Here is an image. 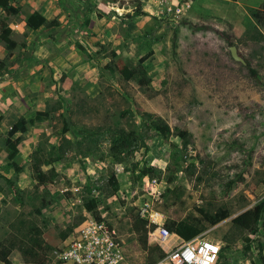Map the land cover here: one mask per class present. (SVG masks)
<instances>
[{
    "label": "rangeland",
    "instance_id": "rangeland-1",
    "mask_svg": "<svg viewBox=\"0 0 264 264\" xmlns=\"http://www.w3.org/2000/svg\"><path fill=\"white\" fill-rule=\"evenodd\" d=\"M166 1L170 10L165 0L0 7L16 41L8 51L0 31V264H52L60 233L90 215L115 228L130 264H143L152 245L133 224L146 221V203L170 231L186 220L220 241L229 254L221 264H264V219L255 232L232 223L264 198V0ZM34 11L47 24L32 28ZM20 116L33 121L13 166L5 137ZM119 131L136 141L117 161L110 146ZM37 165L52 177L39 182ZM199 208L228 216L210 224ZM33 238L40 247L23 253Z\"/></svg>",
    "mask_w": 264,
    "mask_h": 264
},
{
    "label": "built area",
    "instance_id": "built-area-1",
    "mask_svg": "<svg viewBox=\"0 0 264 264\" xmlns=\"http://www.w3.org/2000/svg\"><path fill=\"white\" fill-rule=\"evenodd\" d=\"M164 8L170 10L165 0ZM189 5L182 8L185 9ZM176 12H181L178 8ZM140 207V217L146 219L148 245L158 248L152 260L143 264H221L227 253L222 243L202 232L183 238L170 231L164 224V216L148 204ZM155 213L161 221L155 219ZM34 264V263H33ZM52 264H130L127 261L123 240L113 226L95 216H88L68 231L53 250Z\"/></svg>",
    "mask_w": 264,
    "mask_h": 264
},
{
    "label": "trees",
    "instance_id": "trees-1",
    "mask_svg": "<svg viewBox=\"0 0 264 264\" xmlns=\"http://www.w3.org/2000/svg\"><path fill=\"white\" fill-rule=\"evenodd\" d=\"M10 1L11 0H0V7L6 12L16 13L17 10L12 4H10ZM27 23L32 28H38L41 25L47 24V21H46V18L42 14L38 13L37 11H34L28 16ZM0 31H1V38H3V40L6 43L5 45L6 49L8 51L13 50V48L16 46V41L10 37L11 28L8 26L7 22L4 20H0ZM143 60H144V57L141 59V61ZM244 60H245L244 65L248 68L249 73L252 76V78L255 80V82L257 83L260 82L258 71L250 65V62L248 61V59H244ZM3 67H4V64L2 61H0V71ZM35 114H36V117H40V116L46 117L48 115L47 112L39 111V110L35 111ZM149 120H151L152 126L163 137L165 138L168 137V135L170 134V129H169V126L162 119L154 118V119H149ZM32 121L33 119H26L24 116H20L18 120L15 121L6 131L5 143L7 145L10 143H13L14 145V147L8 153V159L11 160L10 163L13 166H16V163L12 160L15 158V156L18 153L17 145L20 143L22 139L21 135L27 131L28 124L31 123ZM16 133H19V134L13 137ZM135 141H136V137L134 136L133 131H129V132L119 131L118 134L116 135L114 134L112 137L111 146H110V151L113 157L117 161H120L121 154L124 152H128L134 146ZM183 142H184V145H186L188 143L187 138H185ZM144 174L145 173L143 172V175ZM51 177H45V175L40 170L39 165H37L36 178L39 180V182H45ZM109 183L112 185L113 190L118 189V181L116 179L114 172L110 174ZM88 201H91L92 206L96 205L93 199H90ZM88 201L86 200V203ZM198 210L201 213L202 217L206 221H208L210 224H216L217 222H219L220 220L228 216V213L226 211H220L214 214H209V213L204 212L201 208H199ZM96 218L98 220H101L100 216H96ZM263 219H264V198H262L259 202H257L252 207L236 215L232 219V223L244 228L245 230L249 232H255L258 223L263 221ZM145 224H146V221L136 218V221L133 224V228L138 231L141 243H143L144 246H147ZM171 226H172L171 229L173 231H176L178 234H180L185 239L193 237L194 235L201 232L200 227L186 220L173 223ZM71 229L72 228L70 227L67 230L62 231L60 233L61 238L65 237L68 231H70ZM246 240L249 241L248 238H246ZM26 245L27 246L22 245L20 246V248L23 251V253L31 255V253L37 250L41 244H40L39 239L33 238L30 241V244L29 245L26 244ZM148 248L150 249V258H151L150 260H152L151 254H153L155 250H158V248L154 245ZM260 250H261V246H260ZM34 264H43V263L35 261Z\"/></svg>",
    "mask_w": 264,
    "mask_h": 264
},
{
    "label": "water",
    "instance_id": "water-1",
    "mask_svg": "<svg viewBox=\"0 0 264 264\" xmlns=\"http://www.w3.org/2000/svg\"><path fill=\"white\" fill-rule=\"evenodd\" d=\"M229 50H230V54H231V56H232V58H233L234 60L239 61V62L245 64V60L243 59V57H241V56L238 54L237 49H236L235 46H233V45L230 46Z\"/></svg>",
    "mask_w": 264,
    "mask_h": 264
},
{
    "label": "bare ground",
    "instance_id": "bare-ground-1",
    "mask_svg": "<svg viewBox=\"0 0 264 264\" xmlns=\"http://www.w3.org/2000/svg\"><path fill=\"white\" fill-rule=\"evenodd\" d=\"M155 219L157 220V221H161V216L157 213H155Z\"/></svg>",
    "mask_w": 264,
    "mask_h": 264
}]
</instances>
